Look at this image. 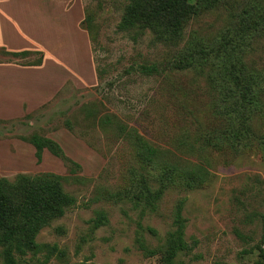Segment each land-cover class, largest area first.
Returning a JSON list of instances; mask_svg holds the SVG:
<instances>
[{
	"label": "rangeland",
	"instance_id": "rangeland-1",
	"mask_svg": "<svg viewBox=\"0 0 264 264\" xmlns=\"http://www.w3.org/2000/svg\"><path fill=\"white\" fill-rule=\"evenodd\" d=\"M82 2L95 81L80 87L68 80L45 105L22 117L0 118V178L53 173L66 178L63 189L76 199L36 238L39 244L58 247L49 264H162L180 201L192 251L181 254L176 264H262L264 153L256 143L235 150L220 141L227 123L217 114L218 94L207 74L168 67L150 77L141 69L166 65L193 38L210 45L239 26L253 5L264 13V0H225L202 12L189 22L178 47L155 44L150 33L137 41L120 33L130 0ZM56 46L48 48L59 56ZM40 57L17 59L0 51V63L27 65ZM245 60L264 73V30L251 40ZM205 61L210 71L211 63ZM98 68L104 71L101 82ZM106 115L113 122L109 127L101 124ZM115 115L171 165L178 164L181 171L194 168V177L145 166L119 133ZM255 125L264 137V115ZM32 134L56 140L82 172L71 174L48 152L38 163L34 147L20 139ZM144 180L154 189L165 187L154 211L136 199ZM100 214L106 222L97 225ZM2 256L0 247V264H5Z\"/></svg>",
	"mask_w": 264,
	"mask_h": 264
},
{
	"label": "trees",
	"instance_id": "trees-1",
	"mask_svg": "<svg viewBox=\"0 0 264 264\" xmlns=\"http://www.w3.org/2000/svg\"><path fill=\"white\" fill-rule=\"evenodd\" d=\"M224 1L197 0L194 5L190 0H130L118 31L130 35L136 41L150 33L154 36L155 44L178 47L184 41L189 22L202 12L217 9ZM260 9L258 5H253L245 10L240 25L210 45H200L193 38L166 65L153 63L143 66L141 71L150 77L166 72L168 67L174 71L197 69L202 76L207 74L218 94L217 114L227 123L220 141L228 143L235 150L256 143L264 153V137L259 135L255 125L257 119L264 115V73L249 66L245 60L251 40L264 30V13ZM4 52L17 59H26L32 54L41 55L36 62L23 66H39L44 59L43 52ZM205 59L211 63L210 71L205 69ZM97 73L101 82L104 71L98 68ZM115 119L119 133L133 144L145 166L159 171L173 168L183 174L185 179L194 177V168L181 171L178 164L171 165L135 129L128 127L117 115ZM112 123L109 115L101 119L104 127ZM67 129L73 130L70 123ZM20 139L34 147L38 163L42 162L44 152L48 151L61 160L71 174L82 172V166L71 159L56 140L39 134ZM65 180V177L53 173L34 176L18 174L14 180L0 178V247L5 264H49L58 247L39 244L36 238L53 219L64 216L76 204L75 197L63 189ZM152 186L151 181L144 180L142 192L136 199L154 211L164 195L165 187L154 189ZM183 211L184 202L180 201L175 212V231L167 238L162 264H176L181 254L192 251L185 240L187 220ZM262 221L264 241L263 214ZM105 222V215L100 214L97 225ZM44 251L46 253L40 258L39 254ZM261 257L264 260V254Z\"/></svg>",
	"mask_w": 264,
	"mask_h": 264
},
{
	"label": "crops",
	"instance_id": "crops-1",
	"mask_svg": "<svg viewBox=\"0 0 264 264\" xmlns=\"http://www.w3.org/2000/svg\"><path fill=\"white\" fill-rule=\"evenodd\" d=\"M83 7L82 0H0V51L44 53L39 66L0 63V118L45 105L68 80L95 81ZM54 45L59 56L48 48Z\"/></svg>",
	"mask_w": 264,
	"mask_h": 264
}]
</instances>
